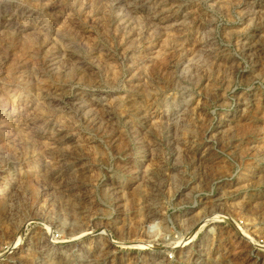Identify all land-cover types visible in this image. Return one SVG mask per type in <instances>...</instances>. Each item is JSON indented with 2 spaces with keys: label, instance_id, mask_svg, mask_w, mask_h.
Returning <instances> with one entry per match:
<instances>
[{
  "label": "rangeland",
  "instance_id": "obj_1",
  "mask_svg": "<svg viewBox=\"0 0 264 264\" xmlns=\"http://www.w3.org/2000/svg\"><path fill=\"white\" fill-rule=\"evenodd\" d=\"M0 264H264V0H0Z\"/></svg>",
  "mask_w": 264,
  "mask_h": 264
}]
</instances>
